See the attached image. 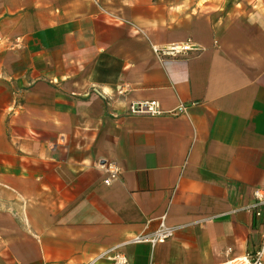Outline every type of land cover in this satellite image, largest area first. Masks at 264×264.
<instances>
[{
  "label": "crops",
  "instance_id": "0c3cea01",
  "mask_svg": "<svg viewBox=\"0 0 264 264\" xmlns=\"http://www.w3.org/2000/svg\"><path fill=\"white\" fill-rule=\"evenodd\" d=\"M254 189L264 0H0V264L225 263L260 248Z\"/></svg>",
  "mask_w": 264,
  "mask_h": 264
},
{
  "label": "built area",
  "instance_id": "2783aa9c",
  "mask_svg": "<svg viewBox=\"0 0 264 264\" xmlns=\"http://www.w3.org/2000/svg\"><path fill=\"white\" fill-rule=\"evenodd\" d=\"M193 46L188 43L180 44H169L164 46H152L153 53L159 57H179L192 50ZM127 113L131 116H144V117H157L163 113L159 103L154 100L135 101L130 102L127 107ZM184 108L179 107L176 111L172 112L171 115H177V112L182 111ZM105 171L107 176L103 183L109 185L114 181H117L121 176L120 168L113 163H107L105 165ZM254 202L251 205L254 209V216L260 218L262 216V207H264V189H254L253 191ZM172 236V229L165 224V217L163 216L158 224L157 229L149 234H142L134 237L132 243H149L155 245L164 243ZM98 258L105 259L111 264H128L127 257L116 248L103 252ZM264 258V226L261 232V245L258 251L252 255H244L240 257H234L229 261L221 264H263Z\"/></svg>",
  "mask_w": 264,
  "mask_h": 264
},
{
  "label": "rangeland",
  "instance_id": "374dc122",
  "mask_svg": "<svg viewBox=\"0 0 264 264\" xmlns=\"http://www.w3.org/2000/svg\"><path fill=\"white\" fill-rule=\"evenodd\" d=\"M262 263L264 264V260H262Z\"/></svg>",
  "mask_w": 264,
  "mask_h": 264
}]
</instances>
